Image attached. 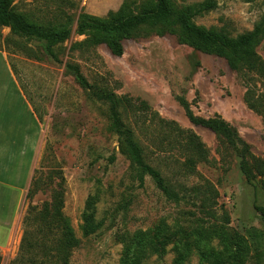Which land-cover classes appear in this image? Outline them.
I'll list each match as a JSON object with an SVG mask.
<instances>
[{"label":"rangeland","instance_id":"1","mask_svg":"<svg viewBox=\"0 0 264 264\" xmlns=\"http://www.w3.org/2000/svg\"><path fill=\"white\" fill-rule=\"evenodd\" d=\"M131 1L142 0L12 1L15 12L38 23L53 24L62 14L73 16V32L57 48L60 62H55L33 43L19 48L9 29L0 26L1 67L13 73L43 135L29 197L26 193L19 204L14 237L0 253V260L6 259L5 264H60L53 258L47 260V232L37 229L45 207L60 192L63 215L79 240L68 264H212L224 250L222 235L217 228L211 241L201 234L216 223L209 222L199 202L190 197L192 189L207 180L218 190L217 207L223 204L229 213L230 224L224 229L247 241L245 264H264V217L258 210H264V180H247L235 150L209 128L192 124L183 107L186 103L203 119L222 118L237 130L250 153L264 159V75L234 71L223 57L197 51L171 34L124 40L121 56L104 44L70 49L85 39L74 33L78 12L104 17ZM215 1L214 10L194 17L197 26L235 37L251 31L264 15V0ZM256 52L264 61V40ZM67 62L78 65L92 86L145 104L199 138L209 162L198 163L192 177L184 178L176 164H165L151 155L147 158L165 178L183 185L184 199H167L147 175L140 182V173L119 151L107 106L91 99L64 70ZM246 84L253 88L260 112L247 105ZM126 104L123 120L131 124L140 144L153 147L162 131L154 125L143 129L141 113ZM171 152L174 159L183 160L177 148ZM85 212L95 225L88 235L84 233ZM26 235L27 253L21 251Z\"/></svg>","mask_w":264,"mask_h":264},{"label":"trees","instance_id":"2","mask_svg":"<svg viewBox=\"0 0 264 264\" xmlns=\"http://www.w3.org/2000/svg\"><path fill=\"white\" fill-rule=\"evenodd\" d=\"M13 0H0V26L8 28L12 37L16 38L17 46L24 48L28 43L40 46L42 53L55 62L58 59V50L73 32V16L62 14L55 23H38L33 19L28 20L24 15L13 10ZM185 0H142L125 2L117 11H111L104 17L86 14L82 11L76 15L74 33L84 36L81 42L74 43L71 50H76L85 45L97 46L104 44L115 56L123 53L122 41L147 37L151 35L163 36L171 34L189 47L202 53L223 57L229 68L234 71H246L256 75H264V61L256 52V48L264 40V15L254 24L253 29L247 33L231 37L215 29H205L197 26L193 19L202 16L216 8L215 0H203L195 3H184ZM136 9V10H135ZM75 17V15H74ZM64 70L73 76L76 83L87 92L88 96L107 106L110 129L117 135L118 148L130 163V166L140 173V182L145 175L149 176L157 189L170 200L178 201L185 198L183 185L178 186L176 179L170 181L159 170L147 162L151 155L165 164H176L181 175L185 178L197 174L198 163H208V153L199 138L192 132L181 129L174 121L161 118L151 107L145 104H135L121 99L112 92H107L92 86L82 74L78 65L65 63ZM245 100L251 109L260 112L259 104L254 100L253 88L246 84ZM139 111L141 127L147 130L151 125L158 127L161 132L153 147L140 144L134 137L131 124L123 120L124 106ZM188 120L195 125L209 128L214 134L229 144L239 157L240 169L247 180L260 178L264 180V159H260L249 152L237 130L220 117L203 119L197 117L186 103H183ZM148 121V124L145 123ZM137 123V119L135 120ZM177 148L183 160L173 158L172 152ZM201 185L192 189L193 196L199 202L201 212L208 221L216 223L211 228L202 229L201 234L209 241L216 235L214 228L219 229L222 235L224 250L214 258L212 264H245L248 256V244L245 239L236 233L230 234L224 229L230 224L228 211L221 204L217 207L218 190L209 181L203 180ZM180 188V192L175 188ZM27 193V197H29ZM219 209L220 213L218 212ZM63 201L61 193L57 195L41 215L42 219L37 229L44 230L48 251L47 260L55 259L57 263L68 264L72 250L79 245L68 219L63 215ZM264 217V210L258 208ZM29 214L25 221H28ZM85 221L84 233L88 235L94 228V223L88 213L83 215ZM217 220V221H215ZM218 223V224H217ZM28 235L24 236L21 251L27 253ZM25 243V244H24ZM220 257L222 261L220 262ZM20 257L19 260H23ZM39 264H43L40 262Z\"/></svg>","mask_w":264,"mask_h":264},{"label":"crops","instance_id":"3","mask_svg":"<svg viewBox=\"0 0 264 264\" xmlns=\"http://www.w3.org/2000/svg\"><path fill=\"white\" fill-rule=\"evenodd\" d=\"M42 128L11 70L0 57V253L14 237L42 144ZM3 257L0 264H5Z\"/></svg>","mask_w":264,"mask_h":264}]
</instances>
